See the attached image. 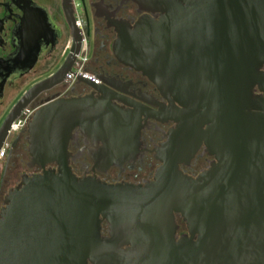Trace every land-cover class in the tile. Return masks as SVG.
<instances>
[{
	"label": "water",
	"instance_id": "95a60500",
	"mask_svg": "<svg viewBox=\"0 0 264 264\" xmlns=\"http://www.w3.org/2000/svg\"><path fill=\"white\" fill-rule=\"evenodd\" d=\"M131 1L160 17L113 21L115 55L170 88L185 107L182 120L193 121L197 140L217 162L193 178L169 151L144 185L78 177L68 165L72 130L88 138L114 134L123 155L134 141L124 131L134 116L92 97L47 100L27 125L29 152L35 163L56 169L22 175L5 195L0 264H264V0ZM61 8L71 46L57 71L12 107L0 148L21 111L58 83V74L64 78L80 52L71 0ZM175 214L188 234L176 236Z\"/></svg>",
	"mask_w": 264,
	"mask_h": 264
},
{
	"label": "flooded vegetation",
	"instance_id": "af4514ba",
	"mask_svg": "<svg viewBox=\"0 0 264 264\" xmlns=\"http://www.w3.org/2000/svg\"><path fill=\"white\" fill-rule=\"evenodd\" d=\"M61 2L56 0L54 5L53 0H0V127L22 95L37 82L54 74L66 57L71 46V34ZM79 6L84 13L83 18L78 13L82 37L87 42L90 30L94 37L84 70L96 77L97 86L77 80L70 84L65 80L66 76L62 78V74H58V83L39 92L27 104L25 109L30 108L29 120L16 132L10 128L1 146L4 148L0 159V165L3 162L0 172L1 206L7 192L20 183L22 175L31 176L44 169H56L55 163L40 166L32 160L27 132L34 112L50 99L92 97L98 104L109 102L128 116H134L132 121H126L124 130L134 141L125 138L130 143L123 155L116 152L118 137L114 134L97 133L88 138L78 127L72 130L67 145L68 165L78 177H95L108 184L144 185L154 180L171 151L177 154V168L193 178L217 162L205 141L197 140L193 121L182 120L185 107L170 95V88L154 83L141 71L120 62L115 55L113 21H127L133 25L145 14L157 20L160 13L142 11L131 0H79ZM51 7L58 13H52ZM74 13L73 8L72 15L78 27ZM58 19L67 26V33L64 34ZM7 87L11 90V99L7 103L9 105L2 109ZM201 129L205 130L206 126L202 125ZM20 165L23 171L19 180L9 184L3 194L7 170ZM175 221L178 226L176 236L188 234L179 214H175ZM101 233L108 235L105 220L101 223Z\"/></svg>",
	"mask_w": 264,
	"mask_h": 264
},
{
	"label": "rangeland",
	"instance_id": "374dc122",
	"mask_svg": "<svg viewBox=\"0 0 264 264\" xmlns=\"http://www.w3.org/2000/svg\"><path fill=\"white\" fill-rule=\"evenodd\" d=\"M55 2H56V0H53V4L54 5H55ZM76 9H77V12L83 18V14L84 13H83V10L81 9V7L78 6ZM51 12L52 13H58L56 11V9H54L53 7H51ZM59 19H60V17H59ZM59 19H58V21H59ZM59 24H60V27L63 30L64 34L67 33V26L63 22H61V21H59ZM93 39H94L93 33H92V30H90V34L87 36V46H88V50L86 52L87 55H89L91 53V51H92V48H93ZM9 89H10L9 87H7V89H6V96L4 98V101L5 102H4V105H3L2 109L4 107H6L7 103L9 102V99H11V97L9 96V92L11 90H9ZM27 110L28 111H25V112L21 113V115L19 116V118H21L20 125H19V127L17 129L12 130V132H16L19 128H21L22 126H24L26 124V122L29 120V118H30L29 117V110H30V108H27ZM17 120H16V122H17ZM2 161H4V159ZM2 167H3V162L0 165V172L2 170ZM22 171H23V166H21V165L20 166H16L12 170L11 169L10 170H7L6 175L4 177L5 184L3 185V190H4L3 194L6 192L9 184H15L19 180V175L21 174ZM0 207H1V204H0Z\"/></svg>",
	"mask_w": 264,
	"mask_h": 264
},
{
	"label": "built area",
	"instance_id": "2783aa9c",
	"mask_svg": "<svg viewBox=\"0 0 264 264\" xmlns=\"http://www.w3.org/2000/svg\"><path fill=\"white\" fill-rule=\"evenodd\" d=\"M72 2V5H73V8H74V17L76 18V24L78 25V27H80V23H81V19H80V16L78 15V12H77V7L79 6V0H71ZM87 42L85 40V37L83 36L82 37V47L80 49V52L78 53V55L76 56V59L74 61V64L72 66V69L69 73L66 74V77H65V80L67 82H69L70 84L76 80V77L79 75V76H83L85 78H87L88 80L92 81V82H97V79L96 77L92 74V73H89V72H86L84 70V64L86 62V57H87ZM25 111H28L27 109H25L23 112ZM18 119V120H17ZM17 122H16V128L17 129L20 125V121H21V118H17ZM15 129H12V130H15ZM3 153H4V148H1L0 150V159L3 157Z\"/></svg>",
	"mask_w": 264,
	"mask_h": 264
},
{
	"label": "bare ground",
	"instance_id": "6f19581e",
	"mask_svg": "<svg viewBox=\"0 0 264 264\" xmlns=\"http://www.w3.org/2000/svg\"><path fill=\"white\" fill-rule=\"evenodd\" d=\"M81 47H82V44H81ZM80 49H81V48H80ZM23 110H24V109H23ZM23 110H22V111H23ZM12 123H13V124H12V127H11V129H15V128H16V126H17V125H16V122L14 121V122H12Z\"/></svg>",
	"mask_w": 264,
	"mask_h": 264
}]
</instances>
